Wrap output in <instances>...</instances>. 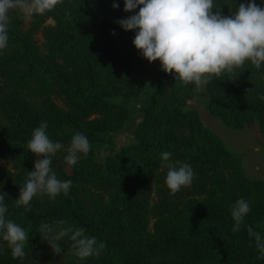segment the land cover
Here are the masks:
<instances>
[{"label":"trees","instance_id":"1","mask_svg":"<svg viewBox=\"0 0 264 264\" xmlns=\"http://www.w3.org/2000/svg\"><path fill=\"white\" fill-rule=\"evenodd\" d=\"M113 3L119 6L113 8ZM240 3L248 0H214L224 16ZM123 7L124 0H63L28 22L20 13H10L8 46L0 50V192L7 194L5 218L23 227L28 241L26 255L14 259L0 239V264H264L248 234L251 227L264 238V225L258 224L264 216V180L248 177L241 158L196 109L187 107L196 94L194 83L180 86L172 74L155 70V88L133 130L136 141L107 156L104 166L95 160L92 144L111 142L134 115L130 105L113 98L144 90L134 80L142 70V56L132 44L135 31L116 23L139 6L132 12ZM45 17L54 24L44 25ZM262 77L264 64L257 70L246 62L244 69L208 82V110L234 129L256 125L264 138ZM42 122L49 138L63 145L51 167L72 186L67 196L55 199L38 194L25 212L13 200L39 159L26 143ZM77 132L91 147L70 166L64 157ZM165 151L172 156L162 163ZM176 161L190 164L194 177L190 186L170 195L166 164ZM240 198L251 211L233 232L231 208ZM142 219L152 222L140 238ZM58 220L66 223L53 225L49 240L59 227L71 225L85 228L86 235L106 247L98 257L80 260L65 236L58 242L61 254H54L37 230L41 223Z\"/></svg>","mask_w":264,"mask_h":264},{"label":"clouds","instance_id":"2","mask_svg":"<svg viewBox=\"0 0 264 264\" xmlns=\"http://www.w3.org/2000/svg\"><path fill=\"white\" fill-rule=\"evenodd\" d=\"M61 3L63 0H0V50L8 46L10 13L18 12L30 19L53 11ZM118 6L112 4L113 8ZM138 6L135 14L116 23L125 31L134 30L132 44L139 54L149 63L159 60L161 70L172 74L180 86L194 83L198 90H203L208 82L220 79L226 73L233 74L237 68L244 69L246 62L257 70L264 64V4L257 5L255 0H248L247 4L240 3L236 11L228 16L221 14L214 0H124L123 10L132 12ZM259 98L264 100V94ZM47 127V123L42 122L26 143L27 149L39 159H35L33 169L28 171L26 181L19 188L18 198L13 200L14 205L23 207L25 212L31 210V201L38 194L55 199L60 194L67 196L72 186L71 180L58 179L51 167L52 157L63 145L49 138ZM90 147L85 135L75 133L64 157L65 162L70 166L76 165L80 154L87 156ZM171 156V152H162L161 162L169 161ZM166 166L165 185L170 195L191 185L194 171L190 164L176 161ZM6 195L0 192V239L7 243L14 259L23 258L28 232L13 220L5 218ZM250 211V204L245 199L235 201L231 208L233 232L239 231ZM65 223L64 220L54 221L53 224L41 223L37 230L54 254H61L58 242L65 236L72 241V254L80 260L101 254L106 245L103 242L98 244L95 236L86 235L83 227H59L51 240L47 238L49 233L54 232L53 225L62 226ZM248 234L254 237L260 253L258 259H264V238L251 227Z\"/></svg>","mask_w":264,"mask_h":264},{"label":"rangeland","instance_id":"3","mask_svg":"<svg viewBox=\"0 0 264 264\" xmlns=\"http://www.w3.org/2000/svg\"><path fill=\"white\" fill-rule=\"evenodd\" d=\"M28 20L29 19H26V22H28ZM43 24L53 25L54 21L51 17H45ZM36 39L38 40L39 44L42 43L43 39H42V34L40 32L37 33ZM157 65L158 63H156V61L149 63L145 58L142 57V70L140 71L139 75L135 76L134 80L136 82L144 84V90L139 94L128 98L122 95H117L113 98V100L127 103L128 100L130 99L139 98L136 101V104L143 105L141 108H139L140 105L138 106L139 110L142 111V108L149 102V96L155 88V83L152 78L153 72L155 70H161L160 67H158L159 65L158 66ZM195 91L196 94L193 98L188 100L187 107L193 109L207 107L208 98H206L205 96L204 88L203 90H198L195 87ZM201 113L203 115V110ZM214 117L216 118V116ZM203 121L205 122L204 119ZM215 126L216 125H214L213 127L215 128ZM215 130H218V128H215ZM220 134H222L224 136V139L227 141V143H225L227 149H229L233 153H236L241 158L245 170V174L250 178H260L264 180V138L258 132L257 126L256 125L245 126L241 131H238V133L235 135L232 134L226 135V133L222 132L221 130H220ZM121 139L122 138H118L117 141L119 144L116 143L117 145L113 144V138L111 142L93 143L92 145L95 152L94 153L95 160L104 166L105 158L107 156L116 153L123 145H127L136 141L135 137H134V141L132 142H130L129 139H127V137H125V139L122 140ZM66 170L70 174L71 171L69 166H66ZM151 199L152 200L155 199L154 192L152 194ZM142 222L144 226L142 228L140 238L146 236V233L151 228L152 221L151 219H149L148 221L142 219ZM258 224L264 225V216L258 221Z\"/></svg>","mask_w":264,"mask_h":264},{"label":"crops","instance_id":"4","mask_svg":"<svg viewBox=\"0 0 264 264\" xmlns=\"http://www.w3.org/2000/svg\"><path fill=\"white\" fill-rule=\"evenodd\" d=\"M156 63H158L159 66L158 65L157 66L160 67L159 60H156ZM203 88H204L205 96H206V98H208V93L205 90V85L203 86ZM138 99L139 98H133V99L128 100L127 104L131 105V107L134 109V115L126 121V124L122 129H119L113 133V144L118 143V141H117L118 138L125 139V137H127V139H129L130 142L134 141L133 130H134L135 126L137 125V123L143 117V111L139 110V108H141L143 105L136 104V101ZM139 105H140V107L138 108ZM196 109L198 110L202 121H203V119L205 120V122L203 121V123L205 125H207L210 129H212L215 133H217L224 140L225 143H227V141L224 139V136L222 134H220V130L222 132H225L226 135H230V134L235 135L238 133V131H241L244 128V127L240 128V129H234L231 127L228 128L229 126L228 127L225 126L226 124L224 122H222L221 118H219L218 116H216V118H215L214 117L215 115L212 116V114L210 113V111L208 110L207 107L196 108ZM202 110H203V115L201 113ZM214 125H216L215 128H218V130H215V128L213 127ZM122 143H123V141H122Z\"/></svg>","mask_w":264,"mask_h":264}]
</instances>
